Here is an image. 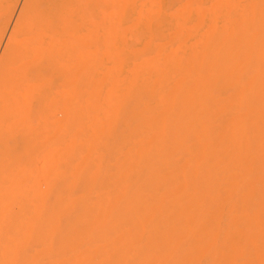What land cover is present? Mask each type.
Returning a JSON list of instances; mask_svg holds the SVG:
<instances>
[{
    "label": "bare ground",
    "instance_id": "6f19581e",
    "mask_svg": "<svg viewBox=\"0 0 264 264\" xmlns=\"http://www.w3.org/2000/svg\"><path fill=\"white\" fill-rule=\"evenodd\" d=\"M41 1L28 0L18 22L43 30L47 14L56 30L61 7L76 6ZM104 1L119 12L115 27L76 56L67 124L47 126L45 148L29 156V128H6L23 93L0 107V264H264V0ZM18 34L0 79L15 75ZM31 158V197L20 188L19 215H6Z\"/></svg>",
    "mask_w": 264,
    "mask_h": 264
},
{
    "label": "rangeland",
    "instance_id": "374dc122",
    "mask_svg": "<svg viewBox=\"0 0 264 264\" xmlns=\"http://www.w3.org/2000/svg\"><path fill=\"white\" fill-rule=\"evenodd\" d=\"M46 3V5L47 4H50V5H52V4H54V3H56V1L57 0H50V2H49V0H44ZM44 1H41V3H43L44 4ZM48 1V2H47ZM79 0H74V1H72V2H75L76 3V6L78 5L79 6V8H77L76 6V9H75V7H74V5L73 4H70V3H68L67 5H65L64 7H61V14L60 15H58L56 18L58 19H60V24H59V26H61V27H57V29L56 30H53V29H51V28H47L48 26V24L51 22V20L52 19H54L53 17H50V15H43V16H40V18H41V20H37V22H39V24H42V25H40V27L42 26H44L45 24H46V29H43V30H39L37 27V30H36V28H34V26H35V24L32 22L30 25H29V23L30 22H25L26 24L28 23V25H26L25 26V24H23L22 22L20 23V22H18V20H19V17H20V15H21V17L23 16V13H24V11H23V8H25V7H23V6H25L24 4L25 3H27V4H29L30 2H28V0H0V6H2V7H0V61H2L3 63L5 62L4 61V59L3 58H5L6 56H5V51L7 52V48H8V46H10V44H11V42H12V40H14L12 37L14 36V35H16V33L18 34V33H20L22 30L24 31L22 34H25V35H27V38L25 37V35H23L22 37H21V33L20 34H18V40L19 39H22V38H26L25 40L23 39V42H20V41H18L17 43L15 42V44H12V45H14L15 47H16V50H17V54H16V57H18V59H19V61H17L18 59H16L15 60V63H14V65H13V67L15 66V65H17V63H18V66H15L14 67V69H13V71H14V73H15V75H13L12 77H10L8 80L10 81H8L7 79H6V77H4V78H2L1 77V79L0 80H3L4 81V79H6L5 80V84L3 83H0V107L1 108H5V106H8L7 104H8V101H9V104L12 102V100H15V98H17V100L18 99H25V100H22L23 102H24V105L23 106H21V105H18L19 106V112L21 113L20 115L18 114V116H21L22 117V114H23V121H18V120H21L20 118H18V116L16 115L17 113H16V111L18 112V110H16V111H14L13 110V113H10V116H12L13 117V115H14V117H15V115H16V117L18 118V120H16L17 118L15 117V118H11L10 120H12V122L10 121L8 124H7V126H6V128H9V129H12V130H15L16 128H17V124H19V123H17V122H20L21 124L23 123L27 128H29V131H27L28 133L26 134L25 133V135L24 136H22L23 137V141L25 142L26 141V144H25V150L27 149V153L29 154H31V155H33V154H35L37 151L39 152L41 149H44L45 147H44V145L46 146L47 145V142H48V140L50 139V138H52V137H50V136H52V134H51V132H55V130H56V128H54V129H52V131H51V129L49 128L50 126L51 127H57V125H60L61 123H62V125H60V126H58V128L59 127H64L65 126V123L67 124V122H61L60 123V121H63V120H66L65 118H67V111H66V109H64L63 107H65V104H66V106H68V98H69V95H70V93H71V91H72V85H70V84H72V74H71V69H78V67H80L79 66V64L76 62V60H78V59H80L81 60V58L79 57L80 55H83V54H88V55H92L93 53H92V49H94L93 47L95 46V43L97 44L98 43V40L100 39L101 40V37L103 36V34H104V32L105 31H108V30H111L112 28H114L115 27V23L114 22H112L113 21V18H114V16L116 17V15L119 13L118 11L116 12V10H114V9H112V7L110 8L109 7V9L108 10H104V9H106V8H104V6H106L105 5V1L104 0H95L94 2H93V0H84V2H83V0H82V3H83V5L80 3L81 2V0L78 2ZM86 1L89 3V5H90V7L87 5V7H84L85 6V4H88V3H86ZM70 2V1H69ZM94 4H93V3ZM103 2V3H102ZM2 3V4H1ZM80 3V4H79ZM186 1H184L183 2V4H181V5H186ZM70 4V5H69ZM92 4V5H91ZM67 6V7H66ZM72 7H74V9H72ZM80 7H81V10H80ZM93 7V8H92ZM99 9V11H101L100 13H102V15L101 14H99L98 15V13L99 12H97L98 10H97V8ZM7 9V10H5V9ZM69 8H71L72 9V11L73 12H71V9H69ZM89 9L90 11L88 12V10H86L85 11V9ZM101 8L104 10L103 12H102V10H101ZM67 10V11H66ZM83 10V11H82ZM92 10V11H91ZM93 10H94V12H93ZM95 10H96V12H95ZM82 12V13H80V12ZM86 13H85V12ZM7 12V13H6ZM23 12V13H22ZM94 14H93V13ZM1 13H3V14H1ZM5 13V14H4ZM85 15H84V14ZM89 13V14H88ZM73 14V15H72ZM6 15V16H5ZM47 16H49V18L46 20L45 18ZM95 16V17H94ZM100 16H103V17H101L100 18ZM106 16V17H105ZM89 17H90V20H88L89 19ZM2 18V19H1ZM23 18V17H22ZM39 18V19H40ZM92 18V19H91ZM108 18V19H107ZM6 19V20H5ZM62 19H65V21H63ZM107 20V21H106ZM2 21V22H1ZM40 21H41V23H40ZM46 21H48V22H46ZM54 21V20H53ZM59 21V20H58ZM61 21H63V23H61ZM101 21V22H100ZM37 22H35V23H37ZM112 22V23H111ZM21 25V27H18L19 26V24ZM102 23V24H101ZM2 24H4V26L2 25ZM62 24V25H61ZM73 24V25H72ZM74 24H76V25H74ZM101 24V25H100ZM2 25V26H1ZM37 25V24H36ZM82 25V26H81ZM107 25V27L109 28V29H107V27H105ZM24 26H25V29H23L24 28ZM31 26V27H30ZM73 26H75V28L73 27ZM86 26V27H85ZM91 26V27H90ZM41 27V28H42ZM45 27V26H44ZM71 27V28H70ZM72 27H73V29L75 30V29H77V31H74L73 33H71V31H72ZM85 27V28H84ZM91 28L92 29V27L94 28V29H92L93 31H92V33H91V31H87V30H91V29H88V28ZM95 27H96V29H95ZM19 28V29H18ZM78 28H79V30H78ZM80 28H81V31H83V32H80ZM101 28V29H100ZM111 28V29H110ZM18 31H17V30ZM84 29V30H83ZM85 29H87V30H85ZM103 29V30H102ZM106 29V30H105ZM27 30V31H26ZM58 30V31H57ZM70 30V31H69ZM20 31V32H19ZM26 31V32H25ZM40 31V32H39ZM67 31H68V33H67ZM101 31H102V33H101ZM104 31V32H103ZM16 32V33H15ZM78 32V33H77ZM100 32V33H99ZM70 33V34H69ZM74 33H77V34H74ZM14 34V35H13ZM40 34H42L41 36H39ZM68 34V35H67ZM90 34V35H89ZM102 34V35H101ZM79 35V36H78ZM100 35V36H99ZM35 39H34V38ZM31 38L33 39V40H31ZM41 38V39H40ZM82 38L83 39H85V40H83L82 41ZM31 41H30V40ZM73 39H75V41L73 40ZM27 40V41H26ZM39 40V41H38ZM96 40H97V42H96ZM82 41V42H81ZM87 41V42H86ZM25 42V44L27 45L29 42V45H25L24 46V44H23V46H22V43H24ZM76 42H78V44H76L75 45V43ZM92 42V43H91ZM95 42V43H94ZM10 43V44H9ZM13 43V42H12ZM19 43V44H18ZM94 43V45H89V44H93ZM18 44V45H17ZM49 44V45H48ZM74 44V45H73ZM99 44H101V43H98L97 45H98V47H99ZM19 45H20V47H19ZM31 45V46H30ZM48 45V46H47ZM70 45V46H69ZM79 45V46H78ZM81 45H83V46H81ZM89 45V46H88ZM73 46H75L74 48H73ZM78 46V47H77ZM85 47H87V48H85ZM88 47L90 48L89 50H88ZM18 48H20L19 50H18ZM28 50H27V49ZM30 48V49H29ZM84 48V49H83ZM42 51H41V50ZM86 49V50H85ZM23 50V51H22ZM46 50V51H45ZM90 50H92V51H90ZM96 50V49H95ZM94 50V51H95ZM68 51V52H67ZM77 51V52H76ZM34 52H36L35 54H34ZM40 52V53H39ZM43 52V53H42ZM51 52V53H50ZM53 52V53H52ZM66 52V54L68 53V55H65L64 53ZM96 52V51H95ZM25 53H26V55H25ZM28 54V55H27ZM40 54V56H38ZM48 54V55H47ZM62 54V55H61ZM80 54V55H79ZM22 55H23V57H22ZM36 55V56H35ZM61 55V56H60ZM74 57H73V56ZM79 55V56H78ZM26 56V57H25ZM28 56V57H27ZM38 56V57H37ZM43 56V57H42ZM56 56V57H55ZM76 56L78 57V59L76 58ZM50 57V58H49ZM63 57V58H62ZM82 57V56H81ZM85 57H86V55H85ZM29 58H30V60H29ZM32 58H35V59H33V61H31V59ZM36 58H38L37 60H36ZM46 58V59H45ZM48 58V59H47ZM74 60H73V59ZM76 58V59H75ZM27 59V60H26ZM72 59V60H71ZM85 59V58H84ZM5 60H6V58H5ZM23 60V61H22ZM59 60H60V62L61 63H63L62 65H60L61 63H59ZM21 61V62H20ZM27 61H29V62H27ZM35 61V63H32V62H34ZM37 61H38V63H37ZM17 62V63H16ZM72 62H75L77 65H75L74 67H72V68H70V63H72ZM1 63V62H0ZM2 63V64H3ZM66 63V64H65ZM2 64H0V68L2 67L1 65ZM23 64H25V65H23ZM35 64V65H34ZM5 65H7V64H5ZM30 65V66H29ZM33 65V66H32ZM59 65H60V67H59ZM25 66H28L29 67V70L31 69V68H34L35 70H33L35 73H37V74H32V75H29V73H27V67H25ZM65 66H68V67H65ZM4 67H6V66H4ZM31 67V68H30ZM16 69V70H15ZM24 69H25V71H24ZM76 69V70H77ZM29 70H28V72H29ZM62 72H61V71ZM76 70H73V72H75ZM26 72V73H24V72ZM65 71V72H64ZM33 72V73H34ZM32 73V72H31ZM41 73V74H40ZM57 73V74H56ZM67 73H70V74H67ZM40 74V75H39ZM59 74V75H58ZM65 74V75H64ZM38 77H37V76ZM64 75V76H63ZM34 77V80H32L31 81V78L32 77ZM141 76V77H140ZM142 76H143V74L142 73H139L138 75H136V77H137V80L138 79H141L142 78ZM35 77H37V79H35ZM60 77V78H59ZM14 78H17V79H14ZM24 78V79H23ZM63 78H64V80H63ZM121 78H123V77H121ZM14 79V80H13ZM66 79V80H65ZM2 81V82H3ZM16 81V82H15ZM41 81V83H42V85H41V83H39V85H38V82H40ZM31 82H33L32 84H31ZM56 82V83H55ZM58 82V83H57ZM15 83V84H14ZM19 83V84H18ZM37 83V84H36ZM68 83H69V85H68ZM27 84V85H26ZM31 84V85H30ZM37 85V87L39 88V89H36L37 87H36V85ZM65 84H66V87H65ZM13 85V86H12ZM35 85V86H34ZM44 85V86H43ZM22 86V87H21ZM24 86V87H23ZM53 86V87H52ZM21 88V89H18V88ZM35 88V90H37V91H35V90H33L34 88ZM41 87H42V89L44 90H42L41 89ZM22 88H24V89H22ZM31 88H32V90H31ZM18 91H17V90ZM29 89V90H28ZM51 89V90H50ZM4 90V91H3ZM11 90V91H10ZM15 90V91H14ZM23 90V91H22ZM45 90H46V92H45ZM42 91V92H41ZM31 94H30V93ZM41 92V93H40ZM45 92V95L43 94ZM63 92V93H62ZM5 93V94H4ZM21 93H23V96H21V97H23V98H21V97H17V96H19ZM40 93V94H39ZM5 96H4V95ZM17 95V96H16ZM29 96V97H27V96ZM40 95V96H39ZM43 97H42V96ZM47 95V96H46ZM16 96V97H15ZM12 97V98H11ZM14 97V98H13ZM41 97V98H40ZM44 97H46V99H45V106H42L41 107V105H43L42 104V102H43V100H44ZM60 97V98H59ZM58 98V99H57ZM4 100V101H3ZM10 100H11V102H10ZM48 100V101H47ZM6 101V102H5ZM42 101V102H41ZM56 101V102H55ZM59 101V102H58ZM62 101V102H61ZM50 102V103H49ZM52 102H54V103H52ZM5 103H7V104H5ZM51 103H52V105H51ZM30 104V105H29ZM39 104V105H38ZM46 104H48L47 106H46ZM55 104V105H54ZM4 105V106H3ZM27 106V107H26ZM37 106V107H36ZM62 106V107H61ZM16 107H17V105H16ZM41 107V108H40ZM44 107V108H43ZM0 108V111L2 112L3 111V109H1ZM30 108V109H29ZM46 108V109H45ZM57 108V109H56ZM62 109V111H60L61 109ZM18 109V108H17ZM22 109V110H21ZM57 110L58 111H60V113L59 112H57ZM22 111V112H21ZM28 111V112H27ZM8 112V111H7ZM14 112L16 113V114H14ZM52 113V114H51ZM55 113V114H54ZM59 115H58V114ZM63 113V114H62ZM13 114V115H12ZM25 114V115H24ZM28 114V115H27ZM58 116H57V115ZM62 114V115H61ZM9 115V114H8ZM66 115V117L64 118V116ZM3 116V117H2ZM60 116V117H59ZM63 116V117H62ZM1 117H2V119H1ZM54 117V118H53ZM60 118L59 119V122H58V119L56 120L55 118ZM6 118V121H9V116H7V115H4V114H2L1 116H0V122L3 120V119H5ZM7 118H8V120H7ZM55 119V122L53 121V119ZM13 119H15V121H13ZM39 119H41V121L39 120ZM48 120V121H47ZM6 121H4L3 120V122L2 123H0L1 125H0V128H2V126H4L3 125V123H5ZM27 121V122H26ZM29 121V122H28ZM37 121H39L38 123H40V124H38L37 123ZM57 121V122H56ZM53 123H55V124H57V123H59V124H57V125H55V124H53ZM63 124H64V126H63ZM10 127H9V126ZM30 125V126H29ZM19 126V125H18ZM47 126H49V127H47ZM14 128V129H13ZM49 128V129H48ZM31 129V130H30ZM48 131H47V130ZM61 129H63V128H61ZM54 130V131H53ZM59 130H60V128H59ZM58 129H57V131H59ZM18 130H15V133L17 132ZM49 131H51V132H49ZM30 132V133H29ZM65 133L66 132H56V134H58V139H60V137H61V142H64L66 139L65 138H67L66 137V135H65ZM19 134V133H18ZM54 134L55 133H53V136H54ZM49 136V137H48ZM24 137H26L25 139H24ZM56 138H57V136H55ZM54 137V138H55ZM63 139H65V140H63ZM28 142V143H27ZM17 147V146H16ZM144 148V149H143ZM148 148H149V145L148 144H143V146L142 145H140L139 147H137V149H136V151L138 152V153H141V154H144V153H146L147 152V150H148ZM31 149V150H30ZM142 150H144V151H142ZM141 151V152H140ZM25 152V153H26ZM29 154V156H31ZM79 156V155H78ZM14 159H15V157H14ZM22 160H24V159H22ZM33 159L31 158V160H29V161H27V160H25V161H23V162H25V163H23V162H20V164H19V166L21 167V172L22 173H19L20 175H18L17 174V176H18V178H19V182L17 183V184H19V186H18V189L16 190V191H18V190H20V188H21V191H23V193H24V190L26 191V194L27 193H29L28 194V196H30L31 197V194H32V192L30 193V192H28L27 191V187H26V183H28V181L30 180V178H32V179H34L35 178V174H33V175H31V173L29 172V171H34V169L32 170L31 168L32 167H34L33 165H34V160L32 161ZM15 162V161H14ZM17 162V161H16ZM15 162V163H16ZM25 164V165H24ZM85 166H83V167H81L83 170H85V168H84ZM19 171H20V168H19ZM30 175V176H29ZM31 176H33V177H31ZM83 176H84V178H82V179H87V178H85L86 176H85V174H83ZM82 176V177H83ZM171 178H172V176L171 175H166V178H165V176L163 177V180H164V182H163V180H162V182L163 183H165L166 182V180H167V182L166 183H168V182H170V180H171ZM170 179V180H169ZM26 180V181H25ZM161 182V183H162ZM24 183H25V185H24ZM20 185H22V186H20ZM24 189H23V188ZM87 186H85V188H86ZM21 191H18L19 193L17 194V198L18 197H20V199L18 200V199H15L14 201L16 202L17 200H18V202H16V203H14V201H13V206H8L7 207V212H6V215L8 214H12V216L15 214V215H17L18 214V203H21V202H19L20 200H22L21 199ZM25 194V193H24ZM23 194V195H24ZM23 197H26L25 198V200L27 199L28 200V202H29V199H28V197L26 196V195H24ZM11 198V197H10ZM13 199V198H12ZM158 200V199H157ZM30 201H31V198H30ZM156 201V200H155ZM22 202H24V201H22ZM9 203H11V201L9 202ZM32 203H34V201L32 200V202H31V205L30 206H32L33 204ZM12 204V203H11ZM10 205V204H9ZM5 208V210H6V207H4ZM15 212H17V213H15ZM28 212H30V209H29V211ZM27 212V213H28ZM19 215V214H18ZM27 216H28V214H27ZM150 264V263H149Z\"/></svg>",
    "mask_w": 264,
    "mask_h": 264
}]
</instances>
